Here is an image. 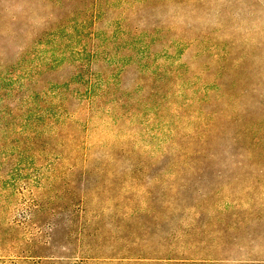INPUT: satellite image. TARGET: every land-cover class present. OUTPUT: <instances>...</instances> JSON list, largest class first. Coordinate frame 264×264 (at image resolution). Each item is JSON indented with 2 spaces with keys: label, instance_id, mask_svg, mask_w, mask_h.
Instances as JSON below:
<instances>
[{
  "label": "rangeland",
  "instance_id": "rangeland-1",
  "mask_svg": "<svg viewBox=\"0 0 264 264\" xmlns=\"http://www.w3.org/2000/svg\"><path fill=\"white\" fill-rule=\"evenodd\" d=\"M0 264H264V0H0Z\"/></svg>",
  "mask_w": 264,
  "mask_h": 264
}]
</instances>
